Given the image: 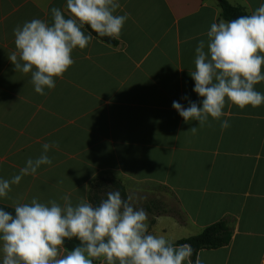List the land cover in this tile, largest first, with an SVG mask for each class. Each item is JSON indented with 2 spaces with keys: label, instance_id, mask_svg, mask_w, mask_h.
Returning <instances> with one entry per match:
<instances>
[{
  "label": "crops",
  "instance_id": "1",
  "mask_svg": "<svg viewBox=\"0 0 264 264\" xmlns=\"http://www.w3.org/2000/svg\"><path fill=\"white\" fill-rule=\"evenodd\" d=\"M225 1L247 14L264 4ZM119 3L116 14H129L119 40L93 36L74 49L75 63L40 95L30 74L16 72L8 58L13 29L34 18L51 23V9L64 11L66 0H0V178L18 175L44 143L59 145L48 152L52 164L12 185L0 204H63L70 194L73 204L84 197L98 206L119 190L146 210L149 232L174 243L225 222L230 243L201 250L202 264H264V104L226 105L225 130L211 118L203 127L186 123L172 107L202 106L189 71L199 41L223 19L221 1ZM255 89L264 94V81ZM94 264H104L103 257Z\"/></svg>",
  "mask_w": 264,
  "mask_h": 264
},
{
  "label": "clouds",
  "instance_id": "2",
  "mask_svg": "<svg viewBox=\"0 0 264 264\" xmlns=\"http://www.w3.org/2000/svg\"><path fill=\"white\" fill-rule=\"evenodd\" d=\"M119 0H66V8L51 9L52 22L34 18L13 29L15 50L8 58L16 72L30 74L36 93L46 95L57 78L75 63L72 52L84 49L99 37L119 40L129 14H116ZM67 17V18H66ZM85 26L91 32L85 33ZM207 41L195 49L193 91L202 106L189 101L185 108L173 101L172 107L187 123L199 127L209 118L221 121V130L230 127L221 120L227 106L243 110L264 104V94L255 85L264 81V4L250 14L211 24ZM207 48V50H205ZM187 99V98H186ZM197 127L190 128L195 134ZM57 142L44 143L39 157L26 161L18 175L0 178V197L7 198L12 185L25 176L35 175L42 165H51L48 152ZM85 190H89L85 185ZM94 206L81 197L73 204L70 194L47 203L32 198L30 203H15L13 212L0 208V254L2 264H193L190 244H176L164 235L149 232L148 213L135 206L136 197L125 199L119 190ZM78 245L67 250L65 241ZM194 264H202L196 254Z\"/></svg>",
  "mask_w": 264,
  "mask_h": 264
},
{
  "label": "trees",
  "instance_id": "3",
  "mask_svg": "<svg viewBox=\"0 0 264 264\" xmlns=\"http://www.w3.org/2000/svg\"><path fill=\"white\" fill-rule=\"evenodd\" d=\"M221 9H222V18L226 21H230L234 18H237L238 16L245 15L247 14L243 9L233 7L230 5L227 1L221 0ZM85 28L91 32V29L89 26H85ZM94 37L97 39L106 42L108 44H114L115 40L110 39L107 37H99L96 33H92ZM0 208H3L6 211L13 212L14 214V209H11L9 207H6L4 205L0 204ZM232 237V232L230 228L227 226L225 222H220L217 224H214L208 228H206L201 234L188 238V239H183L176 244H190L191 247L195 250L194 254L192 256L193 264L196 259V254H198L201 250H214V249H219L224 246H227ZM79 243L78 240L73 239L71 241L66 240L65 241V247L67 250H72L75 246H77Z\"/></svg>",
  "mask_w": 264,
  "mask_h": 264
},
{
  "label": "rangeland",
  "instance_id": "4",
  "mask_svg": "<svg viewBox=\"0 0 264 264\" xmlns=\"http://www.w3.org/2000/svg\"><path fill=\"white\" fill-rule=\"evenodd\" d=\"M172 213H175V211H172Z\"/></svg>",
  "mask_w": 264,
  "mask_h": 264
},
{
  "label": "water",
  "instance_id": "5",
  "mask_svg": "<svg viewBox=\"0 0 264 264\" xmlns=\"http://www.w3.org/2000/svg\"><path fill=\"white\" fill-rule=\"evenodd\" d=\"M217 1H221V0H217Z\"/></svg>",
  "mask_w": 264,
  "mask_h": 264
}]
</instances>
